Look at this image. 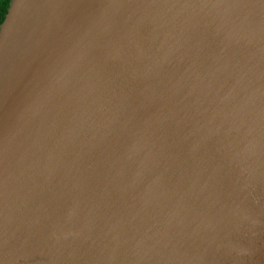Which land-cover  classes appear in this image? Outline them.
<instances>
[{
	"label": "water",
	"instance_id": "water-1",
	"mask_svg": "<svg viewBox=\"0 0 264 264\" xmlns=\"http://www.w3.org/2000/svg\"><path fill=\"white\" fill-rule=\"evenodd\" d=\"M0 264H264V0H10Z\"/></svg>",
	"mask_w": 264,
	"mask_h": 264
},
{
	"label": "bare ground",
	"instance_id": "bare-ground-1",
	"mask_svg": "<svg viewBox=\"0 0 264 264\" xmlns=\"http://www.w3.org/2000/svg\"><path fill=\"white\" fill-rule=\"evenodd\" d=\"M184 5V4H183ZM157 6V5H156ZM145 16H143V15H141L137 20H138V22H136L135 24H136V26H135V28H134V33H145V32H147L148 30H149V26H151V24H152V27H151V29L147 32V33H150L151 35H154V34H156L160 29H161V27H162V25L161 26H159L158 24L160 23V21H159V19H155V21H153L152 23L150 22V20H149V15H147V14H144ZM154 17H155V15H153ZM175 16V15H174ZM150 18H152V17H150ZM166 23V22H165ZM141 30H142V32H141ZM162 31V30H161ZM160 31V32H161ZM159 32V33H160ZM135 37V35L133 34V36H132V38H134ZM69 140H70V137L69 138H67V141L69 142Z\"/></svg>",
	"mask_w": 264,
	"mask_h": 264
},
{
	"label": "trees",
	"instance_id": "trees-1",
	"mask_svg": "<svg viewBox=\"0 0 264 264\" xmlns=\"http://www.w3.org/2000/svg\"><path fill=\"white\" fill-rule=\"evenodd\" d=\"M10 0H0V22L3 20Z\"/></svg>",
	"mask_w": 264,
	"mask_h": 264
}]
</instances>
